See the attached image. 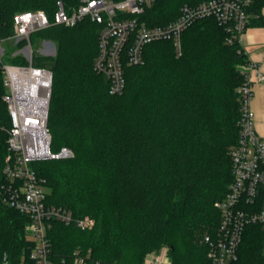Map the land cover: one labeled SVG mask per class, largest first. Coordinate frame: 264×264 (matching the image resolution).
I'll use <instances>...</instances> for the list:
<instances>
[{"label": "trees", "instance_id": "trees-1", "mask_svg": "<svg viewBox=\"0 0 264 264\" xmlns=\"http://www.w3.org/2000/svg\"><path fill=\"white\" fill-rule=\"evenodd\" d=\"M57 1L0 0L1 35L12 32L18 11L43 9L53 20ZM62 1L68 11L78 3ZM201 1L156 0L142 19L163 25L185 3ZM263 7L264 0H254L249 26H264ZM101 28L86 17L31 36L56 43L54 56H38L34 64L53 71L51 149L74 152L32 166L48 186L49 203L95 221L91 229L53 222L49 258L74 264L76 250L90 249L100 264H144L147 254L168 246L173 264H212L204 237L216 235L215 202L232 181L229 149L239 137L238 66L248 60L239 39L216 18H200L183 32L180 55L170 40L148 43L142 63L125 66L124 91L112 94L94 69ZM8 61L26 63L22 56ZM4 92L0 64V261L8 254L15 263L30 244L29 219L1 199L12 126ZM233 264H264L259 224L246 225Z\"/></svg>", "mask_w": 264, "mask_h": 264}, {"label": "built area", "instance_id": "built-area-1", "mask_svg": "<svg viewBox=\"0 0 264 264\" xmlns=\"http://www.w3.org/2000/svg\"><path fill=\"white\" fill-rule=\"evenodd\" d=\"M155 2L78 0L77 5L68 11L63 1L58 0L53 20L43 9L18 11L14 15L12 32L6 37L0 33V64L5 88L3 100L12 122L7 139L10 153L3 167L8 182L3 185L1 199L28 217L25 231L30 241L18 262H12L5 254L0 264H53L49 258L51 247L48 237L53 222L80 229H91L95 224L89 215L76 216L72 209L49 203L48 186L32 166L35 161L74 155L69 147L58 152L51 149L48 118L53 71L49 67L35 65L34 60L38 56H54L56 43L41 39L42 46L35 51L31 40L33 33L51 25L73 26L86 17L101 24L94 69L109 81L112 94H121L126 85L125 66L142 63L148 43L170 40L180 55L182 34L196 20L212 16L236 33L234 37L239 39L253 18L249 8L254 0H203L194 5L185 3L174 20L151 26L142 19V15ZM7 42L17 46L10 57L22 56L25 64L4 61V43ZM239 71L243 76L237 88L241 116L238 141L231 149L233 178L225 196L215 202L220 212L216 235L204 237L212 264H233L238 259L247 224H259L264 238V138L256 129L251 109L254 83L264 80V74L253 60L239 65ZM74 254V264H100L92 257L90 249L86 252L78 249ZM163 257L168 258L169 263H163ZM144 264L172 262L170 257L158 254L148 255Z\"/></svg>", "mask_w": 264, "mask_h": 264}, {"label": "crops", "instance_id": "crops-1", "mask_svg": "<svg viewBox=\"0 0 264 264\" xmlns=\"http://www.w3.org/2000/svg\"><path fill=\"white\" fill-rule=\"evenodd\" d=\"M262 13L264 15V9L262 10ZM239 42L247 59L257 62L259 70L264 74V26H249L239 36ZM251 109L255 116L256 129L264 138V80L256 81L254 83ZM163 260V263H169L168 258L163 257ZM170 261L172 262L171 258Z\"/></svg>", "mask_w": 264, "mask_h": 264}, {"label": "rangeland", "instance_id": "rangeland-1", "mask_svg": "<svg viewBox=\"0 0 264 264\" xmlns=\"http://www.w3.org/2000/svg\"><path fill=\"white\" fill-rule=\"evenodd\" d=\"M263 9H264V7L262 8V10ZM54 45H55V43H54ZM41 46H42V40L41 39H37V40H35L33 42V47H34L35 51H38ZM4 47H5V50H6L5 51V54H4V61L7 62L8 61V57L12 56V54L17 50V46H15L12 42H7V43H4ZM238 69H239V66H238ZM234 145L235 144H232L230 146V149H229L230 150V153H231V149H232V147ZM164 248L165 249H161V250H158L156 252H151V253L147 254V256L144 259V263L146 262V258L148 257V255L152 256V255H158V254L160 255V254H162V255H165V256L171 258V256L168 255L169 254V249L167 251L168 246H165Z\"/></svg>", "mask_w": 264, "mask_h": 264}]
</instances>
